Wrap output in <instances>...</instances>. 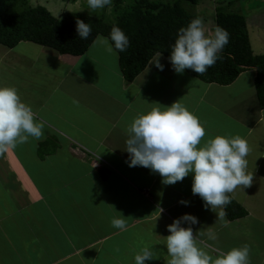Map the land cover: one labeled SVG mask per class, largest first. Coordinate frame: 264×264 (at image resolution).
Listing matches in <instances>:
<instances>
[{"label": "crops", "instance_id": "crops-1", "mask_svg": "<svg viewBox=\"0 0 264 264\" xmlns=\"http://www.w3.org/2000/svg\"><path fill=\"white\" fill-rule=\"evenodd\" d=\"M84 56L32 41L0 43V86L15 87L44 125L41 139L0 154V264H134L145 246L158 257L147 264H166L167 225L185 213L198 218L193 233L213 257L248 245L250 264H264V108L256 69L223 85L176 73L162 54L163 71L148 63L127 82L118 57ZM178 100L203 123L201 144L217 135L247 140L253 182L230 193L246 216L229 219L224 208L219 219L193 195L194 174L164 185L158 173L126 162L134 118ZM114 217L126 220V230L112 227Z\"/></svg>", "mask_w": 264, "mask_h": 264}, {"label": "clouds", "instance_id": "clouds-1", "mask_svg": "<svg viewBox=\"0 0 264 264\" xmlns=\"http://www.w3.org/2000/svg\"><path fill=\"white\" fill-rule=\"evenodd\" d=\"M112 3L113 0H87L89 14L110 8ZM76 25L79 39L87 40L92 33L90 23L77 19ZM229 39L226 29L217 26L209 31L201 18H194L178 30L168 60L178 74L190 69L202 75L221 58ZM129 44V37L118 26H113L107 37L97 35L93 41V46H103L110 54L126 51ZM161 57L162 52H157L149 63L163 71ZM43 127L15 87L0 86V154L18 143H26L29 137L41 139ZM205 134L203 123L179 100L164 108L154 107L134 118L128 127L126 162L130 167L142 166L158 173L164 185H173L194 174L193 195H199L205 207H210L223 220L226 215L223 209L232 202L229 194L253 182L252 174L247 171L250 148L245 138L228 135H217L201 144ZM180 203L190 202L182 199ZM185 223L189 226L184 227ZM197 223L195 215L185 213L167 225L170 234L165 245L170 259L166 264H250L248 245L233 247L215 257L205 251L197 242L200 232L194 235L191 227ZM111 225L121 231L127 228L123 217H114ZM209 237L215 239L212 234ZM156 258L153 248L145 246L134 254V264H147Z\"/></svg>", "mask_w": 264, "mask_h": 264}, {"label": "trees", "instance_id": "trees-1", "mask_svg": "<svg viewBox=\"0 0 264 264\" xmlns=\"http://www.w3.org/2000/svg\"><path fill=\"white\" fill-rule=\"evenodd\" d=\"M203 0H115L113 19L90 15L83 11H69L55 16L46 6H29L28 0H0V43L15 47L21 41H32L56 49L62 54L81 56L87 52L97 35L108 36L113 26L120 27L129 37L126 51L116 52L119 66L127 82L147 67L157 52L170 56L178 30L202 15L195 6ZM241 0H214V28L226 29L230 34L220 59L200 75L186 69L205 82L228 85L247 69H256V95L264 108V53L253 50L249 37L248 18L236 8ZM21 4V9L10 6ZM236 6V7H235ZM77 19L90 23L92 33L87 40L79 39ZM204 21H207L205 18ZM232 202L225 207L229 219L246 216L247 211L229 194Z\"/></svg>", "mask_w": 264, "mask_h": 264}, {"label": "rangeland", "instance_id": "rangeland-1", "mask_svg": "<svg viewBox=\"0 0 264 264\" xmlns=\"http://www.w3.org/2000/svg\"><path fill=\"white\" fill-rule=\"evenodd\" d=\"M114 1L112 5L104 9H98L92 15L98 17H104L105 19L114 18ZM130 0H124L123 6L129 5ZM29 6L44 5L46 6L55 16L59 17L65 12L69 11H83L89 13L87 0H28ZM214 0H203V2L195 6L196 9L202 15V20L209 31H214V22L211 17L212 11L214 10ZM237 6V7H236ZM236 8L243 10L248 18V30L251 37V43L255 53H264V0H241L236 4ZM19 10L21 4L18 3L14 6H10V9ZM207 18V21H204ZM106 37V36H105ZM93 55L102 56L104 60L117 59V53H108L103 46H90L84 58L93 57ZM100 67V65L98 66Z\"/></svg>", "mask_w": 264, "mask_h": 264}, {"label": "built area", "instance_id": "built-area-1", "mask_svg": "<svg viewBox=\"0 0 264 264\" xmlns=\"http://www.w3.org/2000/svg\"><path fill=\"white\" fill-rule=\"evenodd\" d=\"M145 192H146V195H148V193H149V189H147Z\"/></svg>", "mask_w": 264, "mask_h": 264}]
</instances>
